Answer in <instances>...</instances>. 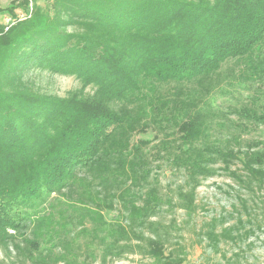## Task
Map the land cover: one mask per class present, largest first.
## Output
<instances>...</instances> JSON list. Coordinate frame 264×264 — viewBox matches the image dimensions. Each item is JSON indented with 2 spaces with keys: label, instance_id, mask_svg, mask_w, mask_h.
Masks as SVG:
<instances>
[{
  "label": "trees",
  "instance_id": "1",
  "mask_svg": "<svg viewBox=\"0 0 264 264\" xmlns=\"http://www.w3.org/2000/svg\"><path fill=\"white\" fill-rule=\"evenodd\" d=\"M0 17L8 18L0 21V234L49 221L51 194L92 198L94 184L122 200L145 188L140 205L128 196L125 218L142 225L161 203L145 180L147 138L133 140L150 124L168 129L165 163L185 176L239 161L241 182L264 185L263 144L215 133L222 110L212 93L226 91L210 88L226 62L261 56L264 0H12ZM35 72L73 75L81 86L48 96L26 79ZM183 191L179 204L190 210ZM85 215L104 227L98 211ZM106 233L111 249L128 238ZM149 253L154 264H180L158 240Z\"/></svg>",
  "mask_w": 264,
  "mask_h": 264
},
{
  "label": "rangeland",
  "instance_id": "2",
  "mask_svg": "<svg viewBox=\"0 0 264 264\" xmlns=\"http://www.w3.org/2000/svg\"><path fill=\"white\" fill-rule=\"evenodd\" d=\"M11 1L0 0V6ZM32 1L44 4L46 0ZM17 12L19 19L25 17L22 10ZM0 21L8 22V18L0 17ZM259 54L226 62L210 87L226 91L212 93L222 110L215 115V133L226 138L231 131L244 146L249 142L264 146V43ZM26 79L48 96L64 97L81 86L73 75L35 72ZM166 131L150 124L143 134L133 136L134 141L147 138L143 150L149 175L145 180L155 184L161 202L142 225L129 224L125 218L128 198L138 196L140 205L145 188L132 189L129 197L123 196L124 202L118 191L103 192L96 184L92 198L83 190L76 191L78 197L51 194L49 221L0 234V264H154L149 253L153 239L163 245L165 254L180 259V264H264V185L247 178L241 182L245 172L239 161L212 164L204 176H185L186 171L165 163L167 153L161 150V141ZM180 187L188 192L190 210L179 204ZM85 211H98L104 227H98ZM109 228L123 230L128 238L117 239L111 249L109 240L114 237L106 233ZM209 232L216 243L207 237ZM47 238L50 241L45 242ZM29 253L37 260L28 258Z\"/></svg>",
  "mask_w": 264,
  "mask_h": 264
},
{
  "label": "built area",
  "instance_id": "3",
  "mask_svg": "<svg viewBox=\"0 0 264 264\" xmlns=\"http://www.w3.org/2000/svg\"><path fill=\"white\" fill-rule=\"evenodd\" d=\"M21 16V15H20ZM21 17H23V16H21Z\"/></svg>",
  "mask_w": 264,
  "mask_h": 264
}]
</instances>
